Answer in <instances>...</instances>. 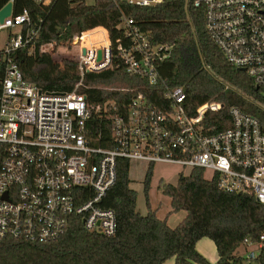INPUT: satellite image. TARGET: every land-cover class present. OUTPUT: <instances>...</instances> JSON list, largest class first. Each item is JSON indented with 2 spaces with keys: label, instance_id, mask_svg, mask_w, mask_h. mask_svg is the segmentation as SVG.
<instances>
[{
  "label": "built area",
  "instance_id": "built-area-1",
  "mask_svg": "<svg viewBox=\"0 0 264 264\" xmlns=\"http://www.w3.org/2000/svg\"><path fill=\"white\" fill-rule=\"evenodd\" d=\"M0 22V144L5 158L0 169V239L47 243L63 237L71 219L80 218L89 233L114 237L118 231L116 212L102 203L117 181L118 159L211 171L221 190L252 195L264 205V128L261 121L238 108L230 110L232 126L220 132L204 124L209 112L224 109L208 103L195 115L185 107L183 88H166L162 107L143 94L122 103L106 101L90 105L77 89L86 73H102L120 60L125 72L144 78L152 86L160 83L158 67L171 57L173 44H154L135 20L122 15L125 43L113 50L109 33L98 27L42 43L40 55L55 60L63 49L77 54L62 57L76 63L81 79L71 93H60L27 82L14 61V54L36 52L45 19L33 26L24 9ZM50 9L57 0H31ZM140 8L162 0H107ZM203 8L205 28L227 61L247 73L264 91V0H194ZM102 28V41L86 43L88 33ZM6 32L4 41L1 33ZM78 38L75 41V37ZM101 57L99 59V53ZM57 61V60H56ZM109 123L111 147L94 143L89 121ZM103 134L98 131V142ZM147 169V171H148ZM147 174V172H146ZM146 176V175H145ZM247 260L264 250V233L242 245Z\"/></svg>",
  "mask_w": 264,
  "mask_h": 264
},
{
  "label": "trees",
  "instance_id": "trees-1",
  "mask_svg": "<svg viewBox=\"0 0 264 264\" xmlns=\"http://www.w3.org/2000/svg\"><path fill=\"white\" fill-rule=\"evenodd\" d=\"M9 1L0 0V8ZM24 9L29 11L33 26L45 19L36 52L30 55L20 50L14 54L24 79L33 85L60 93L73 92L81 79L75 75L76 63L40 55L41 44L102 27L108 31L115 51L119 41L125 43V14L154 44H173L171 57L158 67L161 79L157 86L128 75L117 58L112 69L86 73L77 92L85 95L90 105L114 100L121 104L122 99L130 101L143 94L152 104L162 107L166 88H183L185 107L192 115L208 103L225 106L205 117L204 124L214 132L232 126V108L257 117L264 128V91L257 89L246 72L227 61L206 31L204 10L196 8L194 0H162L145 8L127 4L116 7L107 0H97L93 5L86 0H57L49 10L31 0L14 1L15 14ZM102 28L88 33L87 46L102 41L106 35ZM67 42L58 45L61 54H77L75 45L74 51L63 49ZM88 125L94 143L110 148V124H99L94 118ZM98 131L103 134L99 142ZM4 158L5 147L0 144V169ZM130 169V161L118 159L117 181L102 203L116 212L118 231L114 237L89 233L81 219L74 217L67 233L55 241L0 239V264H166L171 259L175 264H211L197 250L198 242L204 238L216 246V264H244L238 250L246 239L257 240L264 233V205L252 195L221 190L215 178L206 180L205 171L199 169L180 174L175 186L162 182L159 185L170 198L173 212H186L180 224L172 228L166 218L152 211L149 193L153 168L149 167L143 181L148 212L143 215L137 209L138 195L131 188ZM249 263L264 264V250Z\"/></svg>",
  "mask_w": 264,
  "mask_h": 264
},
{
  "label": "rangeland",
  "instance_id": "rangeland-1",
  "mask_svg": "<svg viewBox=\"0 0 264 264\" xmlns=\"http://www.w3.org/2000/svg\"><path fill=\"white\" fill-rule=\"evenodd\" d=\"M97 0H86L88 5H93ZM6 32L1 33V40L4 41ZM64 57V56H62ZM60 58H56V60H64ZM148 169V165L146 163L140 162H133L131 163L130 169V178L132 180L131 188L136 191L138 195L137 201V209L138 211L146 215L148 212V208L146 205V196L144 193V186L143 181L145 179V175ZM189 168H183L182 166L176 164H155L153 168V180L150 189V203L152 207V211L157 212V216L161 219L169 218V225L172 228L178 226V224L186 217V212H173L171 207V200L169 197L165 196L161 189L159 188L160 183L162 184H170L176 185L180 174H188ZM212 172L206 171L205 172V179L211 180ZM204 242H208L212 249H204L203 244ZM199 251L203 252L206 256L208 261L211 264H215L216 260L218 259L216 246L215 244L208 238H204L198 246ZM239 255L245 259L244 264H250L247 260V250L244 247H241L239 250ZM166 264H175V260L171 259Z\"/></svg>",
  "mask_w": 264,
  "mask_h": 264
},
{
  "label": "water",
  "instance_id": "water-1",
  "mask_svg": "<svg viewBox=\"0 0 264 264\" xmlns=\"http://www.w3.org/2000/svg\"><path fill=\"white\" fill-rule=\"evenodd\" d=\"M12 12V4H8L1 12H0V22L2 23L6 17H9ZM101 57V52L99 53V59ZM258 89V88H257Z\"/></svg>",
  "mask_w": 264,
  "mask_h": 264
},
{
  "label": "crops",
  "instance_id": "crops-1",
  "mask_svg": "<svg viewBox=\"0 0 264 264\" xmlns=\"http://www.w3.org/2000/svg\"><path fill=\"white\" fill-rule=\"evenodd\" d=\"M167 219V222H168V224H169V218L167 217L166 218ZM180 224V223H179ZM203 240V239H202ZM202 240H200L199 242H198V244H197V250H198V252L202 255V256H204L206 259H207V256L203 253V252H201V251H199V249H198V246H199V243L202 241ZM203 248L204 249H212V247H211V245L208 243V242H204V244H203ZM216 252H217V249H216ZM217 256H218V253H217ZM208 260V259H207ZM217 261H218V259L216 260V262H215V264L217 263ZM210 263V262H209Z\"/></svg>",
  "mask_w": 264,
  "mask_h": 264
}]
</instances>
